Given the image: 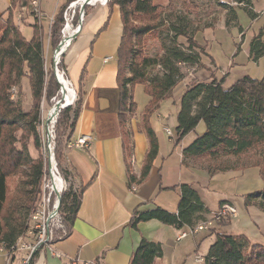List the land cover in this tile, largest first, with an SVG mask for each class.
I'll return each mask as SVG.
<instances>
[{"label":"trees","instance_id":"1","mask_svg":"<svg viewBox=\"0 0 264 264\" xmlns=\"http://www.w3.org/2000/svg\"><path fill=\"white\" fill-rule=\"evenodd\" d=\"M74 1L76 0H67L52 19L49 26V41L52 47L57 43L62 25V12L66 4ZM215 2V7L224 13V26L237 27L240 36L242 30L237 26L236 10H241L250 21L258 18L250 0H231L233 5ZM9 3L6 11L0 14V250L7 256L27 232L33 211L31 204L38 192L43 166L40 156L35 160L30 159L25 146L15 148V143L20 140L15 139L13 130L16 122L25 121L27 134L33 137L35 148L40 149L33 123L44 88L45 74L41 26L30 14L34 24L32 37L27 41L13 21L15 8H27L28 0H9ZM108 5L118 7L122 22V36L117 51L116 84L119 92L122 148L126 157H130L131 153V132L126 123L136 109L132 99L133 88L142 86L144 94L149 98L140 122V129L148 142V150L137 181V184H140L147 177L157 155V140L150 128L149 118L158 108V104L168 98L172 89L187 78V71L201 69L202 56L210 58L193 38L197 32L214 27H196L197 23L190 19L189 13H181L173 7V0H168L166 8L153 6L150 0H109ZM133 16H142L148 23H155L140 27L128 26ZM164 24L168 39L162 46L161 53L154 57L143 55L141 45L145 36ZM126 34L128 42L124 44ZM263 36V31L259 30L249 42L248 59L251 62L256 63L264 58ZM131 37L135 39L132 45ZM178 39H183L184 44L177 43ZM210 62L214 64L211 59ZM183 69H186L185 73ZM22 79L27 80L32 98V108L27 114L21 113L15 104L9 101L10 95H7L10 88L19 86ZM224 83L225 77L217 80L213 76L207 84L191 82L180 98L176 117V142L193 132L200 122L205 127L204 133L196 136L191 144L182 150L184 165L206 161L203 169L209 176L256 168L264 183V76L261 79L245 76L228 88L223 87ZM47 93L53 95L50 90H47ZM78 110L79 101L76 102L74 110L66 109L63 120L59 123L58 127L62 133L55 148L57 161L63 156ZM69 112H73V116L68 125ZM9 176L16 177L17 184L13 195L8 199ZM132 181L133 178L130 177V182ZM179 193L176 214L160 209L145 214L135 212L130 226L135 228L140 222L155 220L163 225L181 229L192 228L196 223L204 221L203 216L207 211L196 191L188 185H181ZM80 195L81 191L73 192L70 188L61 198L60 211L64 215L66 225H70L75 217ZM244 204L255 206L264 212V187L259 193L246 195ZM228 224L227 220L217 223L220 227ZM14 256L10 261L14 260ZM162 256L161 245L142 239L132 253L129 264H152L156 258ZM203 260L204 264H264V246L250 244L243 236L215 234V242L209 247Z\"/></svg>","mask_w":264,"mask_h":264},{"label":"crops","instance_id":"2","mask_svg":"<svg viewBox=\"0 0 264 264\" xmlns=\"http://www.w3.org/2000/svg\"><path fill=\"white\" fill-rule=\"evenodd\" d=\"M2 1L4 6L0 14L10 4L9 0ZM66 1L40 0L42 43L45 34L43 22L47 27L49 44V26ZM150 1L153 6L168 5V0ZM228 1V5H233L231 0ZM250 1L258 18L250 21L246 16L242 17L246 30L238 22L240 14L244 13L236 10L237 26L242 30V36L235 27L226 28L224 22L214 29H204L194 35V41L204 48L213 61L221 47L229 41L241 44L240 52L233 57L236 66L241 54L245 53L248 59L250 40L259 30L264 33V0ZM86 9L80 33L62 58V66L79 101L78 114L68 142L80 137H86L89 141L87 149L65 148L62 156L65 170L73 177L72 187L81 191L79 207L72 223L66 225V236L41 248L31 264H129L132 253L142 239L163 248V256L156 258L152 264H197L196 259H204L209 247L214 244L215 234L243 236L250 244L264 246V212L244 204L246 195L259 193L264 187L258 169L209 176L194 163L184 165L182 150L205 131L204 124L200 122L193 132L176 142V117L180 98L188 85L187 78L172 89L168 98L158 104L149 118L150 128L157 140V155L145 180L137 184L148 150L140 122L149 98L145 97L143 108L135 109L126 123L131 132V153L130 157H126L122 148L116 84L117 51L122 36L120 12L117 6H109L108 3ZM23 10L16 15L17 18L22 17L15 20L23 37L24 31H27L24 38L28 41L32 37L34 20ZM240 37H243L241 43ZM234 52L230 55L234 56ZM263 60L261 58L257 62ZM201 64L207 65L204 58ZM238 79L228 83L226 80L223 87L228 88ZM209 82L210 78H206L196 83ZM132 99L134 102L133 92ZM130 177L133 178L132 182ZM181 185H188L196 191L207 211L204 219H209L222 204L233 206L236 217L226 226L220 227L215 223L209 231L188 235L179 242L176 241L179 234L190 228L175 229L155 220L140 222L135 228L130 226L135 212L145 214L160 209L176 214ZM132 187H135L134 191H131ZM24 258V255H15L14 260L10 261L6 253L0 251V264H22Z\"/></svg>","mask_w":264,"mask_h":264},{"label":"rangeland","instance_id":"3","mask_svg":"<svg viewBox=\"0 0 264 264\" xmlns=\"http://www.w3.org/2000/svg\"><path fill=\"white\" fill-rule=\"evenodd\" d=\"M32 1H34V0H28L27 8H17V7L15 8V10L13 12V21L15 24H16L15 19L17 18V16L19 14L22 13V9H24L23 10L24 14L30 15L31 2ZM215 1H217L218 3H222V4L230 3L228 0H212V1L211 0H173V7L176 10L180 11L181 13H189L190 19L194 23H197L196 27L202 28L205 25H212L215 28L218 25H220L222 22H224V13L220 9L215 7V3H216ZM150 2L153 5V2L152 1H150ZM67 5L68 4H66L65 8L67 7ZM3 6H4V2L2 0H0V10L3 8ZM158 7H160V6H158ZM166 7H162V8H166ZM39 8H40V3H39ZM86 13H87V9H85V11H84V14H86ZM77 15L78 14H77V10H76L74 20L76 19ZM240 15H241V18H239L238 22H239L240 26H242L243 29L246 30L244 27V22H243L244 19L242 18L246 15L242 14V13ZM21 17L22 16L20 15L17 19H20ZM153 23H155V22H153ZM153 23H151V22L148 23L146 21V19H143L142 16H133V17H131V19L128 23V26L140 27L141 25H153ZM42 25H43V30L45 33L43 35V44L42 45H43V53H44V63H45L46 68H45V74H44V88L42 91V95H41L39 104L37 106V112L35 114L36 120L33 123V127L35 129V134H36V138L38 140V144H39L40 149L38 150L37 148H35V145L33 142V137L31 135L27 134L25 121L16 122L15 129L13 130V136L15 137L16 140H20L19 142L15 143L16 149H20V146L23 145L26 147V150L29 154L30 159L35 160V159H38L39 156L42 158V161H43L42 173H43V171H44V169H43V167H44L43 140H42L41 132L39 131L38 124L45 117V115H47L48 111L53 106V104H54L53 99L54 98L59 99V97H58L59 85L56 81L55 76L52 75V73H51L50 64H51L52 50L55 48V46L59 42L60 30L62 27H60V30H59V33L57 36V43L54 47H52L50 43L49 44L47 43V37H46V28L47 27H46V25H44V22ZM165 25L166 24H164L163 26H159V28L155 29L153 32H151L145 36V38L143 40V44L141 45V46H143L142 51H141L143 55L149 56V57H154V56H157L161 53V48L164 45V43L166 42V39H168V37L166 36L167 34H166V26ZM235 28L237 29V27H235ZM24 32H25L24 37H26L27 31H24ZM127 36L128 35L126 34L124 44H126ZM239 39H240V43H241L243 40V37H240ZM134 41H135V39L133 37H131L130 44L134 43ZM177 43L184 44V40L178 39ZM236 44L237 43H233V41H229L227 45L221 47L220 53L216 57L217 59L215 58V61L213 62L214 64H211V62H210V59L213 61L212 58L202 56L201 59L204 58L206 60L207 65H202L201 69H198V70L190 69L187 72H186V69H183L184 73L186 72L187 74H190L187 76L188 84L191 82L202 81L203 79L210 78L211 76H213L216 79L218 77H221V79L223 77H225V82L227 80V83L234 81L236 78H242L245 76H248V77L253 78V79H261L264 76V60L257 62V63H254V62L249 61V59H247V57L245 58L246 54L243 53L238 58V61H237L238 66H236L235 65L236 63H233V61H234V58H232L233 56L230 55L233 51H235L234 53H238V52H236V50L238 48V51H239L241 44L240 45L239 44L236 45ZM235 46H236V49H235ZM228 62H229V66H228ZM216 67L218 70H216ZM47 90L52 91L53 95H48ZM132 92H133V97H134V104L136 105L135 107L137 110H141L143 108V106L145 104V100H146V98H145L146 95L144 94L143 87L140 85H137L133 88ZM7 95H10L9 101L14 103L15 106L20 110L21 113H24V114L30 113L31 108H32V98H31V93H30L29 86H28L26 79H22L20 81L19 86L11 87L10 90L7 92ZM74 107L75 106H73L71 109H74ZM65 111H66V109L59 113L57 120L53 126L54 127L53 131H54L55 148H56L58 137L62 133V130H60L58 126H59L60 121L63 120V115H64ZM72 116H73V112H69L67 115V117L69 119L68 125H69V122H71ZM67 132L68 131H66V133ZM62 141H64V140L62 139ZM54 156H55V149H54ZM55 160H56V157H55ZM56 162L58 164V168H59L60 172L62 173V175L65 178L68 177L69 174L63 166L62 158H61V160L60 159L58 161L56 160ZM194 164L203 168L204 165H206V161L205 162L197 161ZM41 176H42V174H41ZM40 181H41V178H40ZM16 184H17L16 177L9 176L7 178V188H8L7 189L8 195L7 196H8V199L11 198V196L13 195V191H14ZM39 194H40V183H39L38 192L36 193L35 198L31 204L32 210L36 206V199H37V196ZM31 214H33V211ZM31 214H30V217H31ZM213 215H211L210 217H212ZM204 220H206V219H204ZM230 220L231 219H229L227 221L229 222ZM30 223H31V218H30ZM198 223H200V222H198ZM198 223H196V224H198ZM201 250H202V248H201ZM15 254H16V257L17 256L22 257L23 255L25 257V255H26V253H23V251H19Z\"/></svg>","mask_w":264,"mask_h":264},{"label":"built area","instance_id":"4","mask_svg":"<svg viewBox=\"0 0 264 264\" xmlns=\"http://www.w3.org/2000/svg\"><path fill=\"white\" fill-rule=\"evenodd\" d=\"M109 0H76L67 5L62 12V28L60 30V39L55 48L52 50L51 55V73L52 75L60 74L62 78L67 81V86L72 91L70 103L68 106L61 108V99L56 102V109L58 113L52 116L50 110L47 115L38 124L39 131L43 140V160L44 171L40 181V194L36 199V206L31 214V223L28 225L27 232L23 238H20L13 248L12 253L9 254L8 259L19 251L26 253L22 264H30L33 256L43 247L52 244L64 238L67 234L66 224L64 222V215L60 211V203L62 196L71 188L73 192L76 191L72 187L73 177L70 175L64 177L58 168L55 160L54 149V131L53 126L57 120L59 113L65 109L72 108L77 102L72 84L67 78L66 71L62 66V58L67 52L72 42L80 33L81 27L84 23L86 8L96 4L106 5ZM40 0L31 2L30 14L40 23L41 12L39 8ZM77 10V17L74 20ZM46 68V67H45ZM60 90V89H59ZM62 93V92H61ZM55 99V98H54ZM53 99V101H54ZM57 105L59 107L57 108ZM170 135L169 130H165ZM89 141L86 137L77 138L75 141L68 142L65 146L66 150L70 149H87ZM135 187L131 188L134 191ZM236 209L228 204H223L219 210L209 219H206L186 232H181L176 238L179 242L186 238L188 235H196L198 233L207 232L213 224H217L222 220H229L236 217ZM1 251V250H0ZM198 264H204L201 258L196 259Z\"/></svg>","mask_w":264,"mask_h":264},{"label":"bare ground","instance_id":"5","mask_svg":"<svg viewBox=\"0 0 264 264\" xmlns=\"http://www.w3.org/2000/svg\"><path fill=\"white\" fill-rule=\"evenodd\" d=\"M55 78H56V81L59 85V93H58V97L59 99H61V108H64L66 106L69 105L70 103V97L72 95V91L70 90V88L67 86V81L62 78L60 76V74H56L55 75ZM62 92V93H61ZM57 98L54 99V104L53 106L50 108V112L52 113V116L53 115H56L58 113V110L56 109V102L59 100ZM46 116V115H45ZM54 117V116H53ZM31 218V217H30Z\"/></svg>","mask_w":264,"mask_h":264},{"label":"water","instance_id":"6","mask_svg":"<svg viewBox=\"0 0 264 264\" xmlns=\"http://www.w3.org/2000/svg\"><path fill=\"white\" fill-rule=\"evenodd\" d=\"M59 107V105H57V108Z\"/></svg>","mask_w":264,"mask_h":264}]
</instances>
